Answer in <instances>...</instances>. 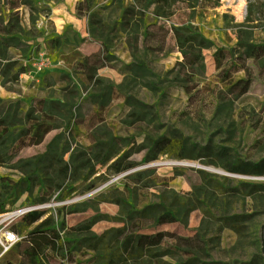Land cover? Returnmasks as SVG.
<instances>
[{"label": "rangeland", "instance_id": "1", "mask_svg": "<svg viewBox=\"0 0 264 264\" xmlns=\"http://www.w3.org/2000/svg\"><path fill=\"white\" fill-rule=\"evenodd\" d=\"M3 122L1 175L146 233L94 264H264V0H0Z\"/></svg>", "mask_w": 264, "mask_h": 264}, {"label": "flooded vegetation", "instance_id": "2", "mask_svg": "<svg viewBox=\"0 0 264 264\" xmlns=\"http://www.w3.org/2000/svg\"><path fill=\"white\" fill-rule=\"evenodd\" d=\"M4 124L0 123V130ZM12 135L0 133V169L15 159L14 165L8 168L21 173L23 162L28 158H7L6 153L12 154L13 142L16 146L18 141L28 139H22L23 135L11 139ZM37 157L45 170L43 156L37 154ZM56 163L59 164L58 161ZM64 166L60 169L62 174L66 171ZM78 184L77 180L64 182L63 179L36 182L28 175L16 179L0 173V229L5 231L0 237V264H94L91 251L92 254L107 253L113 249L122 251L123 244H132V236H146V233L130 232L131 218L126 220V206L118 197L111 202L119 206L118 214L96 212L88 222L82 220L68 224L73 218L71 216L89 210L84 201L79 203L80 199H70L76 190H80ZM93 188L90 185L83 191L89 192ZM103 221L118 222L121 226L95 234L92 229Z\"/></svg>", "mask_w": 264, "mask_h": 264}, {"label": "bare ground", "instance_id": "3", "mask_svg": "<svg viewBox=\"0 0 264 264\" xmlns=\"http://www.w3.org/2000/svg\"><path fill=\"white\" fill-rule=\"evenodd\" d=\"M175 165V169H181L183 168V166H188L186 164H183V163H174ZM192 169H199V166H193V165H189ZM148 167H151V166H148ZM216 174L218 175H223V176H231V177H236L235 175H232V174H228L226 172H223V171H220V170H215L214 171Z\"/></svg>", "mask_w": 264, "mask_h": 264}]
</instances>
